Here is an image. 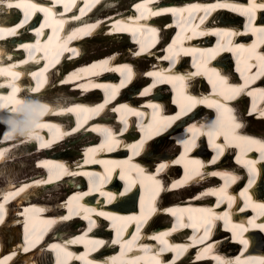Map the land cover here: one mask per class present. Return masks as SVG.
<instances>
[{
  "label": "bare ground",
  "instance_id": "bare-ground-1",
  "mask_svg": "<svg viewBox=\"0 0 264 264\" xmlns=\"http://www.w3.org/2000/svg\"><path fill=\"white\" fill-rule=\"evenodd\" d=\"M52 1L56 2L57 0ZM61 1L62 0H59V2ZM77 1L79 0H68L67 2L63 0L61 6L64 10L61 14L66 13L72 4ZM109 1L110 3L103 5L97 10L96 14L98 16L95 18L93 17L94 19L82 21L80 18L82 13L85 14L86 8L89 6L93 7L98 0H80V3L84 6H81V12L77 16H73L77 21L73 23V26L67 25L62 31L65 22L69 21L71 18L57 14V11L51 7L48 2H43V4H41L37 0H0V9L4 12L6 9H10L11 13L14 11L12 7L18 9V16L16 17H10L7 11L5 14L6 16H4L6 18L1 19L0 17V21L5 22L0 25V36L4 37L7 34H15V36H18L17 34H19L21 30L30 27V24L26 23H30L32 18L38 21V26L36 25L35 29L29 30L33 38L28 37L24 40L19 39L16 40L15 43L7 39L0 44V127L3 129L4 126L5 128L9 126L7 130L5 129L0 139V167H3V170L0 168V175H2L1 177H3V180H5L4 176L6 177V181H3L0 185V264H23L28 260V264H169V260L172 261L177 258H184L185 255L183 252L189 248V245L194 243L200 244L199 247L203 256L202 260H205H199L198 262H200V264H226V261L231 264L256 263L254 255L264 250V243L255 246L254 239L248 234L244 235V231L250 229L251 226L264 228L263 202L261 200L259 202L262 203L259 204L257 202L259 197L264 195V177L258 183L259 175L263 173V171L256 170L259 167L255 166V163H253L250 168L253 169L252 173L254 176L248 177L245 186H243L239 192H234L235 188L231 192L228 186L234 185L237 180L242 178L241 174L236 171L233 172L236 163L239 161L238 157H240L242 152H244L245 157L243 162H247L252 158H256L258 161L260 160L261 156H256L252 148L264 151V145L258 142L259 140L256 142L252 139L253 135H264V131L260 128L257 130L256 128L253 129V127L247 126L249 120L251 122V116L249 115H253L255 118V116L257 117L263 114L264 106H258L257 102L254 104V107H259L256 109V113H241L240 110L236 108L241 107V104L239 106H237V104L232 108L230 104L225 106L223 102H219L218 99L213 100L212 96L200 95L198 91L202 89L201 87L203 84L201 82L194 85V88H191V91L196 92L192 93L186 84L184 87L182 86L185 82L184 79L186 74L179 70L175 71V74H173L174 72L172 71H174V69L171 68L168 75L164 73L163 76L160 77L162 79H158L157 81L160 80L159 84L168 82L176 86L172 96L176 104L183 106L185 109L188 105L191 106L193 104V102L192 104H188L190 99H195L211 105L216 110H223L225 115L226 111L224 109L227 108V111L233 109L235 111L236 108V115L240 120L236 118V115L233 117L237 120L231 121L227 119L230 123L228 129H230L232 125H236L234 131L239 130L237 127L243 126V123L248 121L241 130L247 131L250 129L254 132L245 135L230 133L231 137L221 144L218 141L220 137L218 130L223 128L222 124L215 127L216 122L213 121V129H205L202 126V122L196 120L189 127L190 129H188L187 133L182 132L177 135L182 145L180 155L173 156L162 163L157 162V160L164 155L169 157L171 151L164 150V148L163 151L158 153V151L155 152L154 148L150 150L146 146L147 149L144 152L146 163L145 160L140 157L143 153L138 156L139 152L142 150L141 148L144 140L140 139L139 143L133 142L129 138L126 141H121L120 136H117V134L110 138L111 141H107L108 145L112 148L128 145L131 148L130 154H126L128 156H123L120 159L110 157L104 158L103 155L105 153L99 152L97 146H94L93 143H89L91 139L86 133H78L75 135L80 141L78 142L79 148L81 146L80 144L84 145L87 143L84 149L85 152L80 154L78 150L71 149H66L67 151L65 150L64 152L67 156H72V154L75 153L71 158V162L74 161V164L66 162L67 157L62 155L61 156L65 159L58 158L52 154L38 156V154H42L43 150V152L48 153L50 147L53 146L51 144L54 142L56 143L60 140L64 143V141L67 140L64 139L65 136L68 137L74 134L76 128H81V126L89 121L93 115L99 112L98 105L95 102L90 103L87 98L85 102L75 103L73 102L74 98L71 96H66L63 99H59V97L56 96L54 98L41 97L42 99L40 100H31L32 94H36L35 92L37 89L42 88L44 85L43 91L45 90V92L50 91L49 89L59 90L62 88L59 86L62 82L55 83L53 81L54 76H52V78L50 77L52 75V73H49L50 63L56 60L58 53L62 55L66 51H72L69 53V58L75 57L76 55L80 56V45H74L73 43L69 44V41L72 38L80 39L88 32L94 33L93 28L96 24H104L105 28H100L102 31L100 34L102 39L108 37L106 34L110 30L109 35H112L111 37L115 36V33L112 32L114 29H119L120 31L128 30L134 33L138 41L144 39L147 43L146 45H148V41H151V43L161 41V36H157V33L159 31L167 32L169 26L166 22L164 24L161 22L157 27H152L149 25L150 22L147 21V19L151 16H159L168 13L170 16L174 17V22L177 26L176 29L169 33V41L174 44L176 39L175 35L180 39L178 45L174 44L168 47V55L173 51H175L176 55L186 51L185 41L187 39L193 40L195 36H200L203 37L202 39L205 38L206 40L199 42V44L196 43L192 48H189L190 46L187 47L189 48L188 50L197 51V53L200 54L203 50V44L206 45L209 42L213 44V46H210L207 52L204 53V62H208L210 60L209 56L212 57L214 53L220 54L224 52V50L235 48V50H239L240 53L237 54L234 52V58L235 60L241 61L240 64L236 63L235 68L245 71L247 78H253L258 74L259 68H261L258 60L262 59L264 61V24L248 21L250 14L253 18L261 15L259 11L264 8V0H246L247 4H245L247 7L244 11L242 0H133L127 4L115 3V0ZM222 8L230 11H237L238 13L243 11L244 14L247 15L246 19L248 23L238 28L234 26L233 23L226 25L220 20L221 18L211 22L213 16L225 12L221 11L219 14H213L215 11H219ZM127 9H135L137 18L136 16V19L133 18L132 15L131 17H126L123 12ZM31 11H39L42 13V16H38ZM103 17H110V19L101 22V18ZM130 18H132V22L134 21L133 24ZM13 19L18 23L14 24V22H11ZM41 19L44 20L42 21ZM162 19L166 20L165 18ZM208 20L210 22L205 23ZM90 21H95V23H90ZM20 27H22L21 30L19 29ZM69 29H71L73 34L65 32ZM212 33L215 34V40L214 36L209 40V34ZM246 36L250 39V43L246 42ZM94 37L90 39L87 38L85 41L91 40ZM6 42L11 43V45H7V47L5 45ZM167 42L168 38L164 40L165 44ZM253 44L256 46L254 49ZM228 46H230V48H228ZM127 47L128 45H119L111 49V47L100 46L86 52L82 56L83 60L79 61L76 65L79 68H74L70 76L66 77L65 80L73 81L74 79H79L80 82H78L77 87L83 86V89L85 88L88 90V96L93 95L92 98L94 100L97 98L95 97V93L97 92L94 87L95 85L110 86V89L116 93L120 85L117 86L116 83H108L101 80L96 81V78H93L90 73L113 67L114 63L118 62L120 59L119 57L115 61V58L119 55H125ZM139 47L144 48L141 44ZM145 47L147 48V46ZM18 49L25 50L26 58L24 60H19L21 57L19 56L20 53ZM114 50L116 53H114ZM156 52L157 55H160L158 50H156ZM53 54H55V56ZM223 55L221 62L217 64L218 68L227 67L229 64L228 59ZM140 56L139 65L141 66L139 68H143L142 71H145L148 66L153 69L151 71L147 69L148 71L145 75L163 73L162 69H158L159 66L155 61H146L147 57L145 54ZM192 57L194 66L191 67V70H193L190 75L191 77L197 74V66L200 65V60H196L197 56ZM133 61L135 60H131V62ZM247 61L249 64L245 68L242 65H245ZM6 63L9 64L6 65ZM127 64H130V62ZM36 67H38V69ZM206 67L209 68L211 72V69H214V65L211 63L206 65ZM119 69L124 71V67H119ZM204 74L209 76L208 72ZM5 77H9V79H5ZM25 77H29L30 81L36 82L34 89L25 86V84H29L28 79L24 80ZM212 77L217 83L216 89L221 90L220 92H222V96L225 100L230 99L232 95L238 93V91L243 88L249 90L253 94L252 96L257 100L262 99L264 96V88L257 86L246 87L248 85L245 84L244 86V83L238 86L232 83V77L234 76L230 73H228L226 77H216V75ZM263 79L264 77L261 80ZM140 81L135 80L132 89L134 86H137ZM142 84L143 85L137 88L138 94L142 93V95H144L147 90L149 92L152 91L153 82H151L147 88H143L144 85H147V82L143 81ZM5 85H9L10 91L8 94L3 90ZM204 89L205 88L202 90ZM42 92L37 93V95L40 96ZM45 92L42 96H45ZM106 93L107 92H105V94ZM134 94V91L130 93L131 96ZM158 94L159 93H156V95ZM141 102L142 101L137 103L139 104ZM155 104L156 103L152 100H146L142 105L134 106V103L130 105L129 102L122 99L115 109L116 115H111V117H116V121L124 120V123L128 125L130 124L129 116L137 115L138 125H136L137 128L134 130V133L140 132L142 137L148 138L151 136L152 138L156 135L157 131L160 132V128H158L160 123L158 121L165 120V125H170L171 122L182 113L179 111L174 116L156 115V117L161 120L157 118V120H146L148 112L144 108L149 106L154 107ZM218 104H220L221 108ZM262 104L263 103H260L259 105ZM100 109L102 110L103 116L107 118L109 113L114 111L112 104H102ZM221 113L217 117L220 118L222 116L221 120L223 122V117L225 116ZM52 115H55V117ZM202 117L205 118V116ZM199 121L201 125L198 124ZM90 122L92 128H110L107 125L94 124L93 121H89V123ZM71 123H76L75 128H71L73 127L70 125ZM152 128L156 130H151ZM17 129L19 130L17 131ZM199 132L207 133L217 140L215 145L209 140H206L205 143L206 145H210V149L214 153L211 160H214L219 154L223 155L224 150V155L228 154L227 152L231 151L229 149L232 148V145H236L237 151L232 154L229 153V156H227L228 159L215 161L213 165H211L212 163L210 162L206 163L210 155L207 156L204 154L202 157L195 155L196 150H194V147L198 143L200 144V140H197L195 145L194 141ZM123 135V137L130 136L131 133L127 130ZM169 136L168 132H166L165 137H158L155 141L157 145L155 146L156 149L159 146L158 144L167 140ZM187 139H190V141H187ZM104 142L105 141L102 143ZM173 144L174 141L169 143L170 146H173ZM74 147L75 146H73V148ZM202 149L206 151L204 146ZM177 151H180V148ZM78 153L82 158L86 156V162H80V158L77 157L79 155ZM175 153L178 154L177 152ZM121 155L120 153L109 154V156ZM24 158L33 162L32 165L35 167V170L27 172L29 174L20 175L21 177L17 178L19 180L16 178L14 179L15 176L11 173H13L12 170L17 169L16 161L18 159L23 160ZM95 163H99V167L94 166ZM170 163H181L185 172L180 168L181 171L175 173L176 167L169 165ZM152 165L156 166L159 170H165V172L169 174L167 177L172 178V181L167 184L168 186L163 189V198L166 197L169 201L172 199L182 200L185 202L184 204L175 202L163 203L161 199L160 202L156 204L154 195H159L161 193L162 188L160 189L159 187V178H161L162 175H154L150 171ZM7 167L8 169H6ZM148 167L150 168L148 169ZM45 168L50 172L47 178V175L43 172ZM262 168L264 169V162ZM207 171H210V174L216 175V179H219L221 183H216L213 187L215 178L206 176L205 174ZM24 172H26L25 169ZM157 172L158 171H156V173ZM64 173H66V175L79 176L71 180L63 179L64 183H66H63V185H61V183L54 186L48 185L50 181L61 177ZM112 173L113 176L111 175ZM246 173L249 174L251 172L246 170ZM182 174L185 176L183 175L182 177ZM80 175L86 176L88 179L87 184H89L88 189L85 188L83 191L79 190V187L84 184ZM261 176H264V174ZM118 179L119 181L121 180V182H118ZM207 179H209V181H207ZM109 181L110 183H108ZM128 181L131 184L128 185L127 188L125 187L121 194L122 185L126 184L127 186ZM183 181L190 183H187L188 188L177 191V184L180 185ZM190 181H192V183ZM247 184L249 186H247ZM137 185H141L144 188V196H146V198L149 197V203H146L147 206H145L146 204L140 205L138 198H136L134 202L131 195L125 196L127 191L136 189ZM62 186H64V189ZM48 191L52 192V194L49 195L50 193L48 194ZM207 192H210L211 195H215L216 201L211 203L201 202L202 199L208 197ZM197 194L200 195V198L195 202L194 200L197 198ZM144 196L142 199H144ZM65 199L72 205L71 210L70 208L69 210L75 217V219H73L74 222L63 220L64 217L61 215H63L64 212L61 208L54 213L47 211V205L49 207L54 205L53 207L56 208L60 201ZM11 201H13L12 211L18 212V217H15L13 213L8 212L9 209H6ZM111 202H114L116 207H134L131 209L132 212L127 214L121 213V210L115 209L116 211H112L109 206L106 208L103 206ZM199 203L204 204L203 206H197ZM239 203H241L242 207H240L241 205ZM157 207L158 209L162 208L165 215H172L174 222L172 221L173 223L170 226L164 224V221L156 225L159 221L158 218H152L154 219V221L152 220L153 223L151 222L145 225V222L152 217L153 211H157ZM242 208L251 209V214L249 215L245 213V211L238 214L237 212ZM49 210L54 211L52 209ZM255 211L260 215L255 214ZM4 212L6 216H4ZM83 215H86L88 218V228H94V230L93 232L91 230L92 233L84 232L81 237L77 235V233L80 232L78 231L80 229L79 225L81 224L79 217ZM66 216L69 217L70 214L68 213ZM99 216H101L102 221L99 220ZM186 218H189L190 223L186 222ZM218 221H221L222 226L225 227L227 231L218 232V229H222L217 228ZM55 222L59 224L56 225V228L49 231L47 228ZM65 224L73 225L75 228H58ZM131 225L134 226V228L132 227L133 229L129 232ZM108 226L114 229V233L117 236L114 242L122 248L118 249L115 253H108L104 259L92 257L91 255L86 256V254H76L65 246L66 243L71 245L77 241L80 242L79 244L87 245L90 240L91 243L94 242L95 246L100 248L106 241L105 235L109 234ZM189 227H196L193 228L195 234H190L187 239H184L183 236L185 231L191 229ZM139 228H148L147 230H149V233L144 234L138 230ZM172 230L182 235L170 234L169 232ZM68 231L69 233H67ZM213 233H216V238L218 239H214ZM17 234H19V236ZM225 234L233 237L235 241H243L241 246L247 243L246 247L240 251L236 258L228 256L225 260V255H223L222 258L220 256L221 247L219 242L225 240V237H222ZM16 236H18L19 239H17ZM253 236H255L256 240L257 237L255 232ZM241 237H243V239H241ZM42 239H44V242L50 240L54 241L51 243L54 254L62 251L63 255H54V257H51L42 247L43 245L40 244V247H37L36 244L40 243ZM67 239L70 240L68 241ZM224 243L230 242L225 240ZM166 244H168V247L170 246V249L164 254V256L167 257V262L164 263V260H162L163 256L160 255V252L161 248H163L162 246ZM110 246H113V244ZM248 248L253 254H251L247 262L249 251L246 252V250ZM100 249L102 250L103 247ZM192 253H194V251H192ZM263 253L264 252H260L256 255L258 259L257 263L259 264L264 259ZM39 255L45 258L47 257V261L45 260V262L42 263V258H39ZM35 256H37L36 259H32V257L35 258ZM197 256L200 257L199 255ZM70 259H78V262L73 261L72 263H68ZM188 260H190V257ZM181 264L185 263L183 262Z\"/></svg>",
  "mask_w": 264,
  "mask_h": 264
},
{
  "label": "rangeland",
  "instance_id": "rangeland-1",
  "mask_svg": "<svg viewBox=\"0 0 264 264\" xmlns=\"http://www.w3.org/2000/svg\"><path fill=\"white\" fill-rule=\"evenodd\" d=\"M116 1V2H115ZM114 2L115 3H120V4H127V3H129L130 1H133V0H115ZM106 5V4H105ZM109 5V4H108ZM122 7V6H121ZM5 10V9H4ZM0 17H1V19L3 18H6V17H4V16H6L5 14H3V10L2 9H0ZM95 15H97V14H95ZM16 17V14L14 13V12H11L10 13V17ZM220 18H221V21L222 22H224V23H233L232 21H234L230 16H228V15H221L220 16ZM12 21H15L14 19L12 20ZM162 22V24H164L165 22H163V20H161V21H159V23H161ZM9 23V22H8ZM169 26V25H168ZM167 26V27H168ZM165 29H166V27H165ZM98 38V39H97ZM121 42V43H120ZM116 43V44H115ZM5 45L7 46V45H11V43H5ZM112 45V46H111ZM119 45H128L127 44V42H125L124 40H123V38H121L120 36H118V37H116V36H114V37H107V38H104V39H102V37L100 36V34H98V35H96L93 39H91V40H87V41H85V42H83L82 44H81V47H82V49H83V51L86 53V52H88V51H91V50H94V48H96V47H100V46H102V47H111V49H113L115 46H119ZM8 47V46H7ZM99 50V49H98ZM136 63V66H137V68L138 69H140L139 67L141 66V65H139V60L138 61H136L135 62ZM69 67V65L67 66V68ZM54 77H53V79H55L56 77H55V75H53ZM140 83H143V80H141L140 81ZM142 84H140L139 85V87L141 86ZM136 86H134V88H135ZM138 87V88H139ZM202 89L204 88V86L202 85V87H201ZM135 89H137V88H135ZM50 91H46L45 92V96H44V98L45 97H59V99H63L64 97H66V96H71L72 98H74V99H76V95L72 92V91H70L69 89H67V88H61V89H59V90H51V89H49ZM161 93H162V91H160ZM93 95H90V96H88V97H86L87 98V100L90 102L93 98ZM86 98H85V100H86ZM241 103H239L237 106H239ZM237 109H239V108H241V107H236ZM249 116H251V122H250V120H249V122H248V125L247 126H250L251 128L253 127V129L254 128H256L257 130H259V128L261 129V130H263L264 131V121H261V120H254L255 118H256V116H255V118L253 117V115H249ZM258 117V116H257ZM264 119V118H263ZM246 122V123H247ZM262 122V123H261ZM252 124V125H251ZM260 125V126H259ZM9 126H6V128H5V126L3 127V129L0 127V129H2L3 131H5V129L7 130V128H8ZM4 134V133H3ZM78 140V138L77 137H69L66 141H64V143H62V144H60L59 146H57L51 153H48L47 155H50V154H52V155H55L56 157H58V158H62V159H65V158H63L62 156H65V157H67V162L68 163H72L71 162V158H72V156L75 154V153H73L72 154V156H70V155H66L64 152H65V150L67 149H71V150H78V148H79V146H78V142H80L79 140ZM190 141V139H187V141ZM179 141V140H178ZM186 141V142H187ZM171 142H173V140L169 137L167 140H164L162 143H160V144H158L159 146H158V148L156 149V147L155 146H157L156 145V142L155 143H153V144H151V145H149L148 146V149H155V152H157L158 151V153L159 152H161V151H163V149L164 150H167V151H173V150H175V149H179V147L177 148V146L175 145V143L173 144V146H170L169 145V143H171ZM190 143V142H189ZM80 145H82V144H80ZM171 147H169V146ZM69 146V147H68ZM73 146H75L74 148H73ZM160 147V148H159ZM175 147V148H174ZM21 148H23V147H21ZM162 149V150H161ZM173 149V150H172ZM66 150V151H67ZM176 151V150H175ZM205 151V150H204ZM19 153V152H18ZM54 153V154H53ZM39 155H43V154H38V156ZM44 155H46V154H44ZM62 155V156H61ZM61 156V157H60ZM68 157H70V158H68ZM27 160V161H26ZM16 163H17V169H15V170H12L13 171V173H11L12 175H14L15 177H14V179L16 178H19V177H21L22 175H24V174H29V173H27V172H32V170H35V167L32 165V163L33 162H31V161H28V159L27 158H24L23 160L21 159H18L17 161H16ZM28 166V167H27ZM1 168V167H0ZM3 168V167H2ZM1 168V170H3ZM6 169H8V167L6 168ZM5 169V170H6ZM10 169V168H9ZM22 169V170H21ZM24 169H25V171L26 172H24ZM28 170V171H27ZM6 171H8V170H6ZM17 172V173H16ZM20 172H22V173H20ZM1 174V173H0ZM19 175V176H18ZM21 175V176H20ZM2 175H0V177H1ZM4 179L5 180H3V177H1V180H0V185L3 183V181H6V177L4 176ZM13 179V178H12ZM17 180H19V179H17ZM16 180V181H17ZM15 181V180H14ZM207 181H209V179H207ZM81 183H83V182H81ZM66 184V183H65ZM61 185H63V184H61ZM54 188H56V187H54ZM53 188V189H54ZM62 188L64 189V186H62ZM63 189H62V191H63ZM45 192V191H44ZM57 192H58V190H57ZM49 195H51L52 194V192H47ZM162 201H163V203H169V202H172V201H169V200H167V198L165 197V198H162L161 199ZM173 200V199H172ZM54 205H51L50 207L47 205V208L48 209H52V210H54L53 208H55V207H53ZM57 207V206H56ZM161 224L162 223V220H160L159 219V221L156 223V225H158V224ZM58 228H64V229H71V228H75L73 225H68V224H65V225H62V227H58ZM67 233H69V231L67 232ZM18 236H19V234H17ZM18 236H16L17 237V239H19L18 238ZM42 255H44V254H42ZM42 255H39V258H42L41 259V262L42 263H44L45 262V260L47 261V257L45 258V257H41ZM36 257L37 256H35V258H33L32 257V259H36ZM27 262H29V260L28 261H25L23 264H28ZM196 264H198V263H196Z\"/></svg>",
  "mask_w": 264,
  "mask_h": 264
},
{
  "label": "trees",
  "instance_id": "trees-1",
  "mask_svg": "<svg viewBox=\"0 0 264 264\" xmlns=\"http://www.w3.org/2000/svg\"><path fill=\"white\" fill-rule=\"evenodd\" d=\"M187 264H190V263H187ZM200 264V263H199Z\"/></svg>",
  "mask_w": 264,
  "mask_h": 264
}]
</instances>
